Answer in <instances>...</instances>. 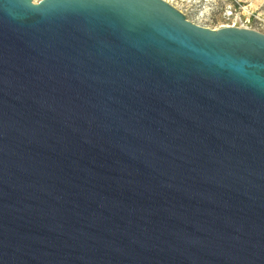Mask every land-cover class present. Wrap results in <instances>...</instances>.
I'll return each instance as SVG.
<instances>
[{
    "label": "water",
    "instance_id": "obj_1",
    "mask_svg": "<svg viewBox=\"0 0 264 264\" xmlns=\"http://www.w3.org/2000/svg\"><path fill=\"white\" fill-rule=\"evenodd\" d=\"M0 264H264V33L0 0Z\"/></svg>",
    "mask_w": 264,
    "mask_h": 264
},
{
    "label": "rangeland",
    "instance_id": "obj_2",
    "mask_svg": "<svg viewBox=\"0 0 264 264\" xmlns=\"http://www.w3.org/2000/svg\"><path fill=\"white\" fill-rule=\"evenodd\" d=\"M39 0H33L38 2ZM185 14L186 18L207 28L226 24L228 12H251L250 25L264 33V0H166ZM247 15V14H246ZM248 16V15H247Z\"/></svg>",
    "mask_w": 264,
    "mask_h": 264
},
{
    "label": "built area",
    "instance_id": "obj_3",
    "mask_svg": "<svg viewBox=\"0 0 264 264\" xmlns=\"http://www.w3.org/2000/svg\"><path fill=\"white\" fill-rule=\"evenodd\" d=\"M250 15H252L251 12H247V13L241 15L240 13L238 14L232 10V11L228 12V15L226 17V20H228V22L226 24H222L216 28H211V29H217V28H222V27H232V26L253 29V27L250 25ZM196 25L200 26V24H196ZM202 27H203V25H202Z\"/></svg>",
    "mask_w": 264,
    "mask_h": 264
}]
</instances>
